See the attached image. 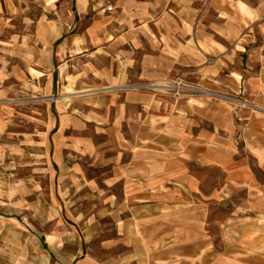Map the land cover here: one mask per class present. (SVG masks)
Wrapping results in <instances>:
<instances>
[{
  "label": "crops",
  "instance_id": "0c3cea01",
  "mask_svg": "<svg viewBox=\"0 0 264 264\" xmlns=\"http://www.w3.org/2000/svg\"><path fill=\"white\" fill-rule=\"evenodd\" d=\"M58 2L0 0V138L13 96L24 85L48 93L52 71L62 94L93 95V108L104 86L182 74L204 95L169 104L147 92L114 91L107 100L113 127L123 121L136 129L140 146L162 142L158 167H219L248 189L251 217L264 222V0H71L65 12ZM127 133L123 143L133 138ZM147 159L141 150L140 167ZM4 224L32 235L0 212V264H36L30 247L9 245ZM40 253L52 264L51 253Z\"/></svg>",
  "mask_w": 264,
  "mask_h": 264
},
{
  "label": "rangeland",
  "instance_id": "374dc122",
  "mask_svg": "<svg viewBox=\"0 0 264 264\" xmlns=\"http://www.w3.org/2000/svg\"><path fill=\"white\" fill-rule=\"evenodd\" d=\"M58 1L63 12L73 10L71 0ZM51 81L48 93L24 85L4 112L0 212L32 233L4 224L9 245L30 247L36 264H45L42 249L52 264H264V222L251 217L248 189L216 166L158 167L162 142L140 146L136 129L112 125L107 100L114 91L147 92L169 104L193 94L177 98L140 88L156 81L135 80L99 87L93 108V95L62 94L58 71ZM125 133L133 134L130 142L119 140Z\"/></svg>",
  "mask_w": 264,
  "mask_h": 264
},
{
  "label": "built area",
  "instance_id": "2783aa9c",
  "mask_svg": "<svg viewBox=\"0 0 264 264\" xmlns=\"http://www.w3.org/2000/svg\"><path fill=\"white\" fill-rule=\"evenodd\" d=\"M140 88L149 90H170L172 91L173 95L177 98L185 93L196 94L202 92V90H200L196 86H191L184 83L181 76H177L171 84L154 82L150 84L141 85Z\"/></svg>",
  "mask_w": 264,
  "mask_h": 264
}]
</instances>
